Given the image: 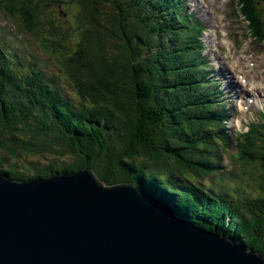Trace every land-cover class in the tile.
Returning <instances> with one entry per match:
<instances>
[{"label":"trees","instance_id":"1","mask_svg":"<svg viewBox=\"0 0 264 264\" xmlns=\"http://www.w3.org/2000/svg\"><path fill=\"white\" fill-rule=\"evenodd\" d=\"M61 3L54 13L46 0L4 4L42 46L52 42L44 50L59 55L77 97L28 59L19 33L0 36V175L30 182L90 170L107 186L135 184L155 204L264 257V113L239 137L247 179L236 182L218 167L222 104L182 71L186 61L192 75L204 74L189 15L173 0ZM69 7L73 25L60 12ZM50 153L58 158L42 162Z\"/></svg>","mask_w":264,"mask_h":264},{"label":"water","instance_id":"2","mask_svg":"<svg viewBox=\"0 0 264 264\" xmlns=\"http://www.w3.org/2000/svg\"><path fill=\"white\" fill-rule=\"evenodd\" d=\"M180 216L90 170L26 183L0 175V264H264Z\"/></svg>","mask_w":264,"mask_h":264},{"label":"rangeland","instance_id":"3","mask_svg":"<svg viewBox=\"0 0 264 264\" xmlns=\"http://www.w3.org/2000/svg\"><path fill=\"white\" fill-rule=\"evenodd\" d=\"M193 1V3H197V5L198 4H200V2H199V0H192ZM213 1L214 0H212V2L211 3H207L206 5H205V2L203 1V3H204V10H205V12H208V15L206 16V19H207V22L205 23V27L207 28V31H206V37H208V39L206 40L207 42L208 41H211V42H213L214 44H216V46H217V42L216 41H214V36L212 35L213 33H212V30L214 29L213 28V26H215V22H214V17H215V10L214 9H211V6L213 5V4H215V6H217L216 7V10L219 12L220 11V9H219V7H221L224 3H226V2H228L230 5H231V7H232V3H231V1L230 0H216V3H213ZM218 3V4H217ZM74 9V8H73ZM72 8H66V10L65 9H61L60 10V12L62 13L61 15H63V17L65 18V19H69V20H71V21H76V14H75V10H73ZM227 10H228V6H227ZM220 14L224 17V15H223V12L221 11L220 12ZM199 16V18L200 19H204V17H205V15H204V13L203 14H200V15H198ZM62 20V19H61ZM62 21H64V20H62ZM65 22H66V20H65ZM66 23H68V22H66ZM72 22H70V23H68V24H70V25H72L71 24ZM237 24V23H236ZM241 25V24H240ZM235 26V25H234ZM12 27V26H11ZM245 27H246V24H245ZM239 27H236V28H234V31L237 33L238 31H239V29L241 28H239ZM31 42V41H30ZM49 43V44H48ZM74 43H75V40H74ZM31 45H33L34 46V48H33V52H34V54L41 60V62L43 63V64H46L47 63V61H49L48 62V66L47 67H49V71L50 72H52V73H55L56 75H57V77L59 76V78H60V80H63L64 79V73L62 72V71H60V69H62V67H61V64H60V62L59 63H55V61L53 60V59H50L48 56H46V54L40 49V48H38L36 45H35V43H32ZM44 47H46V46H48V47H50V48H52L53 47V44H52V42H49V40H47V43L46 44H44L43 45ZM206 51L207 52H209V53H215V55H216V49H215V47H211V50L206 46ZM249 59L248 60H246L245 61V65L247 66V68H250L249 70H250V76L251 77H253V78H255V79H257V80H259L262 84H263V86H264V69L262 68V66L264 65V64H262L261 62H257V61H255L252 57H248ZM49 59V60H48ZM47 60V61H46ZM220 60V56L219 55H217V61H219ZM40 70H42V71H45L44 69H41V68H39ZM30 71H32L31 72V74L33 73V70L31 69ZM241 72V71H240ZM65 76H66V74H65ZM65 80V79H64ZM63 84H65V87H66V89L69 91V93L70 94H73L74 93V91H73V88L71 87V85L69 84V79H68V77L66 76V80L63 82ZM261 103H262V105H261ZM261 103H260V106H262V107H264V96H263V100H261ZM231 108H233V107H231ZM241 108V107H240ZM234 109V108H233ZM234 112H235V110H234ZM241 115H243V116H240L239 118H238V121L239 122H242V123H249V121H251V120H254V119H257V117L255 118L253 115H252V113H250L249 115H247V110L245 109V108H242V111H241ZM235 120L233 119V122H234ZM233 124V123H232ZM231 127V125L229 126V128ZM243 128V127H242ZM242 130V129H241ZM46 149V151H47V149H49V148H45ZM230 149V148H229ZM51 150H49V151H47V152H50ZM68 152H71L70 151V149H68ZM233 153H234V151H230L229 153H224V152H222L221 153V155H222V157H223V162H222V167L226 170V171H228L229 173H231V171H233V163L231 162V160H230V158H231V155H233ZM60 157H62V156H60ZM59 157V158H60ZM57 159L58 157L56 156V155H51V153L50 154H46L45 156H44V158H42L41 160H42V162H49V161H52L53 159ZM61 161L62 160H64V159H60ZM59 160V161H60ZM60 161V162H61ZM11 163V161L9 160L8 162H7V164H10ZM18 164L20 165V166H27V160H26V158H24L23 156H21V158H20V160L18 161ZM235 168V167H234ZM236 169V168H235ZM237 170V169H236ZM58 176H61V174H58V173H56L55 175H53V177L52 178H55V177H58ZM52 178H49V179H52ZM241 181L240 179H238L237 177H235V181L236 182H239V181ZM20 182H25V181H20ZM243 183V182H242Z\"/></svg>","mask_w":264,"mask_h":264},{"label":"bare ground","instance_id":"4","mask_svg":"<svg viewBox=\"0 0 264 264\" xmlns=\"http://www.w3.org/2000/svg\"><path fill=\"white\" fill-rule=\"evenodd\" d=\"M239 8V7H238ZM191 18H188V20L187 21H189ZM194 21H196V22H200V20L199 19H194ZM195 23V22H194ZM237 23H239V24H242L241 22H237ZM250 34V33H249ZM211 47H212V45H210ZM115 54V53H114ZM208 59H210L209 57H208ZM206 61L208 62V60L206 59ZM205 60H203V61H201L200 63H198L197 64V66L198 67H203L204 65H205V62H206ZM26 67L27 68H29V69H31V66H29V64H27L26 65ZM64 79H65V77H64ZM226 82L224 81L223 82V84L222 85H224ZM158 86V85H157ZM234 104V103H233ZM239 104H241V103H239ZM228 135H232V131L230 132V133H228ZM9 177V176H8ZM10 178V177H9ZM13 180V179H12ZM34 181H36V180H34ZM37 181H41V179H37ZM19 182V181H18ZM19 183H26V182H19ZM108 184V183H107Z\"/></svg>","mask_w":264,"mask_h":264},{"label":"clouds","instance_id":"5","mask_svg":"<svg viewBox=\"0 0 264 264\" xmlns=\"http://www.w3.org/2000/svg\"><path fill=\"white\" fill-rule=\"evenodd\" d=\"M220 168V167H219ZM222 168V167H221ZM219 172H223V170L219 171ZM218 172V173H219ZM227 173V172H226ZM232 176L236 177L235 175L231 174ZM230 222V220H228ZM231 223V222H230Z\"/></svg>","mask_w":264,"mask_h":264}]
</instances>
